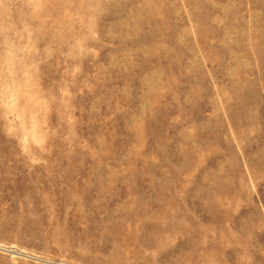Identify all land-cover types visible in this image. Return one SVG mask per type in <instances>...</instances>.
Wrapping results in <instances>:
<instances>
[{"label":"rangeland","instance_id":"374dc122","mask_svg":"<svg viewBox=\"0 0 264 264\" xmlns=\"http://www.w3.org/2000/svg\"><path fill=\"white\" fill-rule=\"evenodd\" d=\"M0 264H264V0H0Z\"/></svg>","mask_w":264,"mask_h":264}]
</instances>
